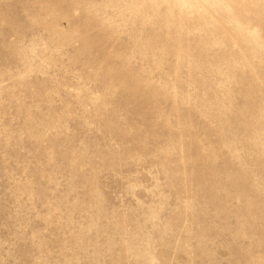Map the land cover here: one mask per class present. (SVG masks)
<instances>
[{"label": "rangeland", "instance_id": "rangeland-1", "mask_svg": "<svg viewBox=\"0 0 264 264\" xmlns=\"http://www.w3.org/2000/svg\"><path fill=\"white\" fill-rule=\"evenodd\" d=\"M0 264H264V0H0Z\"/></svg>", "mask_w": 264, "mask_h": 264}]
</instances>
